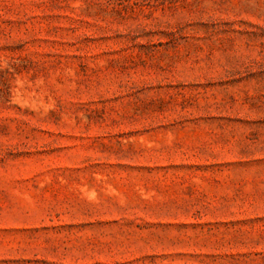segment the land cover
Returning a JSON list of instances; mask_svg holds the SVG:
<instances>
[{"label": "rangeland", "instance_id": "rangeland-1", "mask_svg": "<svg viewBox=\"0 0 264 264\" xmlns=\"http://www.w3.org/2000/svg\"><path fill=\"white\" fill-rule=\"evenodd\" d=\"M0 264H264V0H0Z\"/></svg>", "mask_w": 264, "mask_h": 264}]
</instances>
